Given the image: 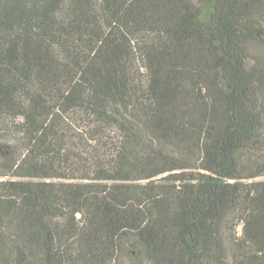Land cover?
<instances>
[{
    "label": "trees",
    "instance_id": "16d2710c",
    "mask_svg": "<svg viewBox=\"0 0 264 264\" xmlns=\"http://www.w3.org/2000/svg\"><path fill=\"white\" fill-rule=\"evenodd\" d=\"M255 41L264 0H0V264H264Z\"/></svg>",
    "mask_w": 264,
    "mask_h": 264
},
{
    "label": "rangeland",
    "instance_id": "374dc122",
    "mask_svg": "<svg viewBox=\"0 0 264 264\" xmlns=\"http://www.w3.org/2000/svg\"><path fill=\"white\" fill-rule=\"evenodd\" d=\"M249 54V63L258 64L264 69V42L255 41L246 48ZM21 118H17L19 121ZM13 120L5 124H0V171L8 170L6 163L9 162L10 148L16 145L18 133L13 129ZM241 231V227L239 228ZM226 264H234L233 258L230 256Z\"/></svg>",
    "mask_w": 264,
    "mask_h": 264
}]
</instances>
